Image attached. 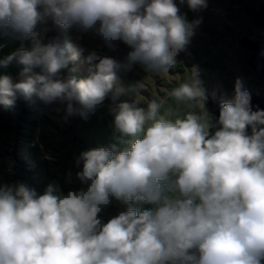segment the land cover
Masks as SVG:
<instances>
[{
    "label": "clouds",
    "instance_id": "1",
    "mask_svg": "<svg viewBox=\"0 0 264 264\" xmlns=\"http://www.w3.org/2000/svg\"><path fill=\"white\" fill-rule=\"evenodd\" d=\"M201 23L174 0H0V32L32 41L0 60L21 66L15 78L0 76V105L35 98L86 120L110 98L120 134L119 143L77 157L79 189L0 185V264H264V110L252 109L242 81L218 117L206 107L198 67L170 92L182 115L155 99L141 106L121 81L135 64L168 73ZM53 28L130 51L123 61L90 51L78 78L69 65L81 50L58 37L43 42ZM114 201L127 210L105 222Z\"/></svg>",
    "mask_w": 264,
    "mask_h": 264
},
{
    "label": "rangeland",
    "instance_id": "2",
    "mask_svg": "<svg viewBox=\"0 0 264 264\" xmlns=\"http://www.w3.org/2000/svg\"><path fill=\"white\" fill-rule=\"evenodd\" d=\"M189 21L202 17L186 50L178 56V63L168 73L152 74L140 64L120 73L122 83L131 88L130 97L140 101L141 106L155 99L163 109L174 110L182 115L185 106L178 105L170 96L173 88L190 76L194 66L200 69V78L206 95H223L225 101L233 97L234 84L240 79L245 88L264 97V78L261 76L263 61L243 48L244 37L258 41L264 47V30L259 26V11L264 0H206L207 7L192 12L186 3L174 0ZM58 37L81 50L79 58L69 67L74 68L78 78L86 75L88 64L85 58L92 50L101 55L113 56L123 61L130 49L118 43L115 51L103 46L94 33H83L76 28H53L44 37L47 42ZM30 48L31 40L20 41L7 32H0V60L21 46ZM21 66H0V76L14 78ZM110 98H105L88 118L67 116L62 107H45L39 101L18 100L13 107H0V185L17 181L27 182L42 194L49 184L55 183L62 192L82 187L75 173L76 159L82 151L107 147L119 143L120 134L115 131L110 111ZM27 110L22 114V110ZM162 109V110H163ZM71 183L66 182L68 172ZM149 208L150 205H141ZM127 205L113 202L101 214L107 221Z\"/></svg>",
    "mask_w": 264,
    "mask_h": 264
},
{
    "label": "trees",
    "instance_id": "3",
    "mask_svg": "<svg viewBox=\"0 0 264 264\" xmlns=\"http://www.w3.org/2000/svg\"><path fill=\"white\" fill-rule=\"evenodd\" d=\"M258 20H259L260 28H262L264 30V3L262 4L261 9L259 11ZM241 45L243 46L244 49L249 51L252 55L258 56L262 59L263 68H262L261 76L264 78V47L261 46L258 41H255V40L248 38V37H244L242 39ZM245 89H247V88H245ZM247 90L249 91V93L251 95L252 109L254 111L257 109L264 110V97H260L255 91H253L251 89H247ZM224 102H226V101L224 99V96L221 94L215 98L208 96L207 102H206V107L211 114L218 117L220 106ZM1 106H4V105H0V107ZM26 112H27V110H25V109L22 110V114L26 113Z\"/></svg>",
    "mask_w": 264,
    "mask_h": 264
}]
</instances>
